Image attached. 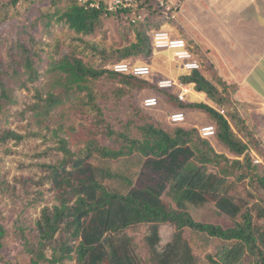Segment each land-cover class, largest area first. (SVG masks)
I'll use <instances>...</instances> for the list:
<instances>
[{
    "label": "trees",
    "instance_id": "obj_1",
    "mask_svg": "<svg viewBox=\"0 0 264 264\" xmlns=\"http://www.w3.org/2000/svg\"><path fill=\"white\" fill-rule=\"evenodd\" d=\"M44 1L0 0V119L8 124L15 114L32 111L45 128L24 134L0 129V148L31 137L52 144L30 157L60 155L38 164V180L0 175L3 199L15 206L29 200L11 230L0 210V264H12L1 257L8 236L21 245L22 264H264V162L254 164L251 157L264 161V148L237 111L231 87L203 56L202 69L179 81L205 93L215 108L180 102L172 90L110 69L152 55L147 32L160 26L151 19L152 0L114 12L105 0ZM31 9L39 15L28 23ZM133 11L142 17L136 23L129 20ZM115 16L126 25L118 39L112 34L116 46L106 48L94 40L106 38V22ZM56 27L65 29L63 37H52ZM102 79L112 86L94 93L92 85ZM144 89L176 110L205 114L218 145L242 160L217 153L196 128L162 124L133 104L131 118L115 130L96 100L112 94L118 103ZM20 92H32L35 103L11 114ZM67 101L83 108V123L77 130L61 123L50 130L52 111ZM208 204L233 226L194 220L192 209ZM38 206L31 220L27 210Z\"/></svg>",
    "mask_w": 264,
    "mask_h": 264
},
{
    "label": "rangeland",
    "instance_id": "obj_2",
    "mask_svg": "<svg viewBox=\"0 0 264 264\" xmlns=\"http://www.w3.org/2000/svg\"><path fill=\"white\" fill-rule=\"evenodd\" d=\"M105 1L109 4V0H105ZM44 2L45 1L43 0V3ZM179 2L175 4V6H171L168 4L167 0L165 1L163 0L165 8H161L159 6L158 0H152L151 12L153 13L151 14V19L156 23L157 22L160 23V26L158 29H153L147 32L151 45H152V35L154 31H158V30L167 31L164 30L163 28L166 29L170 28L171 29L170 31H175L178 34V37L186 40L189 49H191L190 47L193 48L192 42L189 41L188 37H186L187 34L182 30L181 26L178 23H176L175 20V16L179 11V5H180ZM95 3H98V0H96ZM190 9H192L191 3L185 8V10L189 12ZM110 12H114V11H110ZM133 12L136 13V15L131 16V19L129 20H131V22L134 20V23H136L137 21L141 20L142 17L137 13V11H133ZM38 15L39 14L34 12L33 9H31L30 12H27L25 14L26 18H29L28 23H30V21L38 17ZM117 17L115 16L114 18H111L110 21L106 22L110 30L108 31L106 38H103L101 36L97 37L94 40L96 43H99L101 44V46H104L106 48H110L111 46H116L114 45L115 39L113 38L112 34H114V36L118 39L119 37L118 35L123 29V26L126 25L124 24V22L121 21L118 22ZM122 21L129 22L128 19L125 20V18H123ZM188 21L190 23H193V17H190ZM35 30L37 32L39 31V28L37 27ZM64 30L65 29L61 30L60 27H56L55 29L53 28L52 37H63ZM42 39L45 40V42L48 41L52 42L51 38L50 39L42 38ZM129 40L131 42L135 41V36L133 33L129 34ZM152 49L153 52L150 57H140V58L138 57V59L135 58L137 59L138 63H142V61H144L145 64H149L147 66L151 69V73L148 77H146V79L149 82H151L155 87H156V83L160 80L159 76L161 75L162 76L164 75V77L166 76L169 79H174L179 81L181 75L185 73H183V71L180 69L178 62L175 61L172 52L157 51L153 47ZM132 60H128V61L131 62ZM174 61H175V65H174ZM165 62L169 63L170 65H167L168 67H166L164 65ZM111 86L112 85H110V82L108 80L102 79L96 81L95 84L92 85V89L94 90V93L98 94L99 91L107 92ZM189 86L191 87L193 93V87L191 85ZM19 94H20L21 102L18 106H15L13 107V109H11V114L21 113L25 111L29 105H33V103H35V100L32 98V92L29 93L20 92ZM133 94H134L133 97L129 99L125 97L126 99H123L118 103L114 102L112 94L110 97L108 95L109 97L108 100H100V99L96 100L98 105L104 107L105 114L109 116L110 124L115 130L123 129L122 124H124L126 120L131 118L130 107H129V105L131 104L139 107L144 112L150 113L157 121L161 122L162 124L173 126L169 122V118L171 117L172 114L181 110H176V108H174L170 103L166 102V99L162 97V95L155 92L154 90L144 89L139 92L136 91ZM80 97L82 98L83 95H81ZM153 97L157 99L158 105L151 109L145 108L144 100ZM190 101L191 99H189L188 96L185 102L193 103L192 101L191 102ZM72 102L73 101H67L63 105L59 106L57 109L52 111L51 113L52 118L49 121V125H47L49 126L50 130L55 129L59 123L65 125L67 129L71 127L77 130L80 123H83V121L80 120V115L83 113L82 112L83 108H81V106H78L76 102L75 103ZM181 112H184L186 117L185 122L181 124V126L186 128H193V111L182 110ZM194 112H199V111H194ZM247 116L248 115L246 114H242V119L246 122V126L249 128V130L252 131L254 137L258 140L259 139L258 132H261L258 130H260L261 128L258 127L257 123L254 124L255 126L254 128L253 123L248 119ZM0 129L14 130L18 133H23V134L26 133L24 131H26L27 129H29L31 132L45 131L43 125L38 126L37 120L36 118L33 117L32 111H25L23 116H20L19 114L18 115L15 114L14 117L12 116L10 118V123L8 124H4L0 119ZM132 133L135 135V131ZM59 135L64 136L61 133H59ZM38 139L30 137L24 143L18 146L13 142L3 144L2 146L4 147L0 148V175H6L7 180H11L15 177H29L31 179L38 180L41 176H43V174L40 172L38 164L54 163L60 158V155L56 152H52L48 156H43V157L41 156L40 158L37 159L30 157L35 153H39L44 151L45 149H48V147H50V145L52 144L51 142L44 143ZM209 142L217 153L227 155L228 157H230V159L242 160L243 157L236 158L228 154L220 145H218L215 137L210 139ZM260 143L264 148V140ZM109 144H110L109 140L103 141V145H109ZM251 157L252 159L254 157V160L260 159L258 156H255V153H252ZM263 162L264 161L261 160V163ZM35 196L36 195H34L33 197ZM28 201L29 200H27V202L25 201L24 204H18L15 206V205H11L10 203L7 202V200L3 199L0 196V210L4 217L3 225L7 230L12 229L13 221L16 219V216L19 215V212L21 211L22 208L25 207L24 205H26ZM38 211H39V206L35 210H31V209L27 210L28 216L30 217L31 220L35 219L38 216ZM191 213L193 219L198 222H202L206 224H214L221 226L223 228L233 226L232 221L216 213L214 206L212 204H208L206 207L201 209H196V210L192 209ZM21 251H22L21 245L19 243H15L14 241H12V239L8 236L5 241L4 248L1 252V257L6 261H10L12 264H22L21 261L22 259L20 255ZM243 264H252V263L246 261Z\"/></svg>",
    "mask_w": 264,
    "mask_h": 264
},
{
    "label": "crops",
    "instance_id": "obj_3",
    "mask_svg": "<svg viewBox=\"0 0 264 264\" xmlns=\"http://www.w3.org/2000/svg\"><path fill=\"white\" fill-rule=\"evenodd\" d=\"M167 1L171 6H175L180 1L175 20L192 42L193 48L190 47V50L193 49L194 56L201 63L203 56L221 80L231 87L232 101L237 111L241 117L242 114L248 115L253 126L255 123L258 124L261 128L258 130L261 131L258 132V142H262L264 140V0ZM190 3L192 9L187 12L185 8ZM190 17H193V23L188 21ZM163 29L170 32L172 38H180L175 31H170V28ZM137 59L129 63L149 65L144 61L138 63ZM164 65L168 67L167 65L170 64L165 62ZM203 75L210 80L207 72H203ZM159 77L168 79L164 75ZM172 91L176 92V90ZM189 99L193 104L204 103L215 108L203 92L193 89ZM206 125H212L208 117L203 113L193 112V127L198 129Z\"/></svg>",
    "mask_w": 264,
    "mask_h": 264
},
{
    "label": "built area",
    "instance_id": "obj_4",
    "mask_svg": "<svg viewBox=\"0 0 264 264\" xmlns=\"http://www.w3.org/2000/svg\"><path fill=\"white\" fill-rule=\"evenodd\" d=\"M136 1L138 0H110L108 9L109 11H117L118 9L128 8ZM158 3L161 8H165L163 0H158ZM135 15L136 13L133 12L132 16ZM132 22L134 23V20ZM152 47L157 51L167 50L172 52L175 61L178 62L183 73H190L202 69V63L194 56L186 41L182 38H172L167 31L158 30L153 32ZM110 69L114 73L130 74L138 78H146L151 73V69L148 66L133 65L126 61L116 63L111 66ZM156 87L162 91L176 90V96L180 102H185L187 97L192 94L191 87L188 84L169 78L160 79L156 83ZM157 105L158 101L155 97L144 100L145 108L151 109ZM219 112L223 114L222 110H219ZM185 120V113L181 111L175 112L169 118V122L172 125H181L185 122ZM197 130L200 137L206 140H210L216 135V129L214 125L202 126ZM253 162L255 164H260L261 160H254L253 157Z\"/></svg>",
    "mask_w": 264,
    "mask_h": 264
}]
</instances>
